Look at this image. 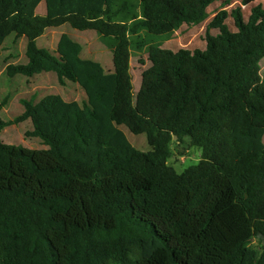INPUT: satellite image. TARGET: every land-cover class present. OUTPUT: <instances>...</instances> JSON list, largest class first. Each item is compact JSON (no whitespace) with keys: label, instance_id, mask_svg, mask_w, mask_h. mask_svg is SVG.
I'll use <instances>...</instances> for the list:
<instances>
[{"label":"trees","instance_id":"16d2710c","mask_svg":"<svg viewBox=\"0 0 264 264\" xmlns=\"http://www.w3.org/2000/svg\"><path fill=\"white\" fill-rule=\"evenodd\" d=\"M216 1L0 0V54L10 34L26 39L27 62L8 64L6 76L54 73L86 96L22 100L19 116L0 119V133L29 120L25 136L47 147L0 141V264H264V8L246 21L234 10V32L217 13L204 50L160 44L204 22ZM66 24L97 34L111 72L82 59L65 33L54 54L37 46ZM132 50L150 62L136 92ZM185 139L201 160L178 173L170 146Z\"/></svg>","mask_w":264,"mask_h":264},{"label":"rangeland","instance_id":"374dc122","mask_svg":"<svg viewBox=\"0 0 264 264\" xmlns=\"http://www.w3.org/2000/svg\"><path fill=\"white\" fill-rule=\"evenodd\" d=\"M261 6L264 8V0H256L252 5L244 6L240 0H219L207 8V19L198 25L183 24L173 34L160 38L161 46L164 49L176 52L179 49H186L191 52L194 50L205 49L206 27L210 20L219 12L225 11L227 18L225 24L232 31H236L232 12L239 9L243 20H247L251 13V7ZM44 3L41 2L36 8V14L44 15ZM210 34H217V30L211 29ZM67 34L73 41L79 43L82 47L80 57L98 62L105 72L113 68L112 54L109 49L100 42L97 34L92 30L78 31L72 29L69 25H63L58 28L46 29L43 35L36 41L39 48L46 49L51 54L56 51L57 42L61 34ZM25 38H17L10 34L4 41L0 54V119L7 122L12 121L23 112L22 100L33 99L36 103L46 95H59L65 101H76L79 104L86 100L83 90L72 82H66L60 85L54 73H41L31 78L17 75L8 78L5 74V68L8 64H25ZM143 61V64L138 62ZM131 74L133 90L139 89L141 82V72L150 66L147 60L146 51L137 53L132 50ZM260 75L264 78V59L260 62ZM32 129L29 120L19 124L9 125L0 133V141L7 145L19 146L27 149H46L41 144L40 139L25 136V132ZM123 131L129 143L141 152L150 151L144 134H132L125 126H119ZM264 143V136L262 138ZM172 156L168 160V165L174 168L178 173L186 168L196 165L201 160V149L196 146H189L188 140L185 139L183 144H171Z\"/></svg>","mask_w":264,"mask_h":264},{"label":"crops","instance_id":"0c3cea01","mask_svg":"<svg viewBox=\"0 0 264 264\" xmlns=\"http://www.w3.org/2000/svg\"><path fill=\"white\" fill-rule=\"evenodd\" d=\"M49 29V28H48ZM113 70V68L112 69H110L108 72H111Z\"/></svg>","mask_w":264,"mask_h":264},{"label":"water","instance_id":"95a60500","mask_svg":"<svg viewBox=\"0 0 264 264\" xmlns=\"http://www.w3.org/2000/svg\"><path fill=\"white\" fill-rule=\"evenodd\" d=\"M174 139H176V137H174Z\"/></svg>","mask_w":264,"mask_h":264}]
</instances>
